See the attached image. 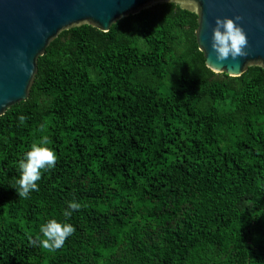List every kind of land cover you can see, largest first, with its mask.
<instances>
[{
    "label": "trees",
    "instance_id": "16d2710c",
    "mask_svg": "<svg viewBox=\"0 0 264 264\" xmlns=\"http://www.w3.org/2000/svg\"><path fill=\"white\" fill-rule=\"evenodd\" d=\"M195 26L156 3L48 43L0 116V264H264V76L208 70ZM44 136L57 163L20 198ZM50 219L76 229L56 251L36 242Z\"/></svg>",
    "mask_w": 264,
    "mask_h": 264
},
{
    "label": "water",
    "instance_id": "95a60500",
    "mask_svg": "<svg viewBox=\"0 0 264 264\" xmlns=\"http://www.w3.org/2000/svg\"><path fill=\"white\" fill-rule=\"evenodd\" d=\"M156 3L193 14L194 44L208 70L238 77L255 66L264 76V0H0V113L27 98L36 59L59 32L81 25L107 32L118 19ZM236 16L248 38L247 55L217 62L211 49L215 20Z\"/></svg>",
    "mask_w": 264,
    "mask_h": 264
},
{
    "label": "clouds",
    "instance_id": "9594fccd",
    "mask_svg": "<svg viewBox=\"0 0 264 264\" xmlns=\"http://www.w3.org/2000/svg\"><path fill=\"white\" fill-rule=\"evenodd\" d=\"M240 16L234 18H217L215 27L212 29L211 49L215 54L217 62H223L229 58L236 60L238 57L247 55L245 49L248 47V38L244 30L239 26ZM203 50V49H202ZM20 67L27 71L25 65ZM4 115V113H0ZM26 117L20 115L19 123L23 125ZM45 128L42 125L41 131ZM49 138L44 136L38 143H33L30 150L18 164L20 177L16 181L17 196L27 199L33 191H39L38 181L41 179L42 171L52 169L57 163L56 152L48 147ZM68 208L72 211H78L81 208L80 203L76 201L69 202ZM71 211H65L64 216L70 217ZM75 227L66 222H59L56 219H50L40 228V235L37 237L38 244L48 251H56L62 248L66 240L74 235Z\"/></svg>",
    "mask_w": 264,
    "mask_h": 264
}]
</instances>
